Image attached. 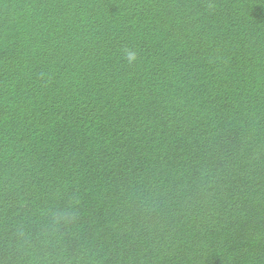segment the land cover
I'll use <instances>...</instances> for the list:
<instances>
[{
    "label": "trees",
    "instance_id": "1",
    "mask_svg": "<svg viewBox=\"0 0 264 264\" xmlns=\"http://www.w3.org/2000/svg\"><path fill=\"white\" fill-rule=\"evenodd\" d=\"M0 264H264V0H0Z\"/></svg>",
    "mask_w": 264,
    "mask_h": 264
},
{
    "label": "clouds",
    "instance_id": "2",
    "mask_svg": "<svg viewBox=\"0 0 264 264\" xmlns=\"http://www.w3.org/2000/svg\"><path fill=\"white\" fill-rule=\"evenodd\" d=\"M123 55L129 64L135 63L138 59L137 53L130 48L123 49Z\"/></svg>",
    "mask_w": 264,
    "mask_h": 264
}]
</instances>
